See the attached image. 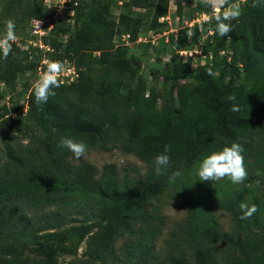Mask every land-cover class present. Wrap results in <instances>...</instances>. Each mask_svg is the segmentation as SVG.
Segmentation results:
<instances>
[{"label": "trees", "instance_id": "obj_1", "mask_svg": "<svg viewBox=\"0 0 264 264\" xmlns=\"http://www.w3.org/2000/svg\"><path fill=\"white\" fill-rule=\"evenodd\" d=\"M95 2L79 3L74 26L60 28L59 34L65 35L66 41L51 46L49 60L63 62L75 46L103 42L102 36L84 23ZM252 3L246 0L242 15L231 21V39L211 32L207 46L215 54L230 49V66L241 71L245 79L261 84L258 90H216L209 83L197 86L179 93L176 115L168 121L155 108L158 95L153 88L146 98L144 88L134 95L129 92L133 109L117 92H98L92 85H61L42 105L35 102L31 91L26 113L44 136L19 146L17 152L8 150L10 164L0 167V244L20 241L33 230L59 228L70 221V212L107 220L82 264H264V6L252 7ZM133 6L145 9L147 0H133ZM198 6L205 7L201 2ZM163 15L159 8L157 18ZM214 28L213 20L208 29ZM104 39L111 44V38ZM50 40L49 36L43 38L45 47ZM13 45L19 54L26 53ZM39 65L10 54L6 60L0 59V83ZM95 83H110L115 88L123 85L115 77ZM230 94L236 96L239 112L230 111L232 102L226 100ZM61 137L83 142L87 148L133 154L145 163L146 173L139 178L127 174L120 177L113 164L104 165L98 173L92 164L60 147ZM232 142L244 148L249 177L243 186L225 188L222 183L198 181L195 167L203 156ZM165 145L170 146L166 153L170 167L164 175L156 176L152 160L164 153ZM173 171L181 172V176L170 183L168 177ZM168 188L180 194L188 208L183 221L164 240L165 253L160 254L155 251L159 228L153 202ZM242 202L255 204L257 213L240 220ZM212 208L231 215L228 231L219 228ZM91 229V225L72 226L67 235L84 237ZM118 240L123 243L116 249ZM50 261L26 255L21 264Z\"/></svg>", "mask_w": 264, "mask_h": 264}, {"label": "rangeland", "instance_id": "obj_2", "mask_svg": "<svg viewBox=\"0 0 264 264\" xmlns=\"http://www.w3.org/2000/svg\"><path fill=\"white\" fill-rule=\"evenodd\" d=\"M245 1L232 0L241 7ZM80 2L89 3L90 0H0V35L4 31V22L14 20L18 39L13 44L26 52L24 55L19 54L12 44L10 54L22 62H38L42 66V72L44 62L53 53L51 46L57 41L62 45L65 43L67 37L59 34L60 28L67 24L74 26L75 10ZM199 2L200 0H147V8L139 9L133 6V0H96L84 23L89 24L95 34L101 35L103 42L84 43L71 49L62 63L64 67L74 66L78 78L72 85L65 83L62 87L92 85L98 92H117L129 101L131 109L134 108V103L128 95L130 91L134 95L140 88H144L146 98L153 88L158 95L155 108L165 121L176 115L179 93L193 90L197 86L209 83L216 90L224 87L258 90L261 84L245 79L241 71H235L230 66V49L215 54L207 46L211 32L208 22L203 21V16L211 15L212 10L199 7ZM61 5L63 6L60 7ZM159 8L164 11L161 18H157ZM34 19L41 21V30L35 28ZM33 30L38 33H33ZM190 31L193 33L191 37L187 35ZM124 34L131 37L132 43L129 45L121 42ZM46 36L51 38L47 47L43 42ZM104 38H111V44L108 45ZM133 49L142 50V57L130 56ZM153 57L156 64L162 66L160 69L147 63ZM209 70L215 75H209ZM39 75L37 69L17 72L0 86V167L10 164L8 150L17 152L19 146L33 144L44 136L24 110L28 107L32 84ZM113 77L122 80V87L115 88L110 83L99 86L95 83V80ZM146 77H151L150 81ZM26 156H29V152ZM81 158L92 164L98 173L107 164H113L120 177L127 174L130 178H139L147 170L145 163L136 156L118 149L104 152L87 148ZM216 182L222 183L225 188L243 186L232 184L227 179ZM153 207L157 208L156 224L159 228L155 251L164 254V240L183 221L188 205L180 194L168 188L153 202ZM212 211L219 228L228 231L232 225L231 215L214 208ZM67 215L70 221L59 228L38 232L33 230L20 241H2L0 264H21L22 257L26 255L38 260L50 259L49 264L85 262L88 259V247L96 240L107 220L88 219L70 212ZM86 225H91L92 229L84 237L67 235L70 227ZM122 243L123 240H118L116 249ZM189 264H193L192 261Z\"/></svg>", "mask_w": 264, "mask_h": 264}, {"label": "clouds", "instance_id": "obj_3", "mask_svg": "<svg viewBox=\"0 0 264 264\" xmlns=\"http://www.w3.org/2000/svg\"><path fill=\"white\" fill-rule=\"evenodd\" d=\"M66 2V0H64ZM201 4L205 7L211 8V15L205 14L203 21L211 23L215 21V28L209 29L213 34H218L220 37H228L232 32L231 21L238 19L242 15L241 5L232 0H200ZM61 5L60 7H62ZM264 6V0H253L252 7ZM51 5H49V8ZM41 21L35 19L33 24L37 30L40 29ZM4 31L0 35V59L6 60L12 52V44L17 41L18 37L15 32V21L8 19L4 22ZM200 30H203L202 24ZM189 37L193 35L190 31L187 34ZM129 55L142 57V50L133 49ZM45 68L42 70L39 77L32 84V91L34 94L35 102L38 105L46 104L50 97L55 96L54 89L59 88L62 84L59 76L64 70V65L61 61L47 60L44 62ZM147 63L155 65L157 69L162 66L156 64L155 58L147 60ZM209 75H215L211 70ZM150 81L151 77H146ZM227 101L232 102L230 107L231 112H239L240 106L235 103L236 96L230 94L226 97ZM59 146L70 151L76 159L81 158L87 151V145L83 142H78L73 138L61 137L59 139ZM170 151V146H164V153L156 155L153 160V172L156 176H162L170 167V157L166 154ZM244 148L242 144L232 142L230 146H224L218 151H213L199 161L195 167V176L201 182H216L227 179L232 184H244L248 179V171L244 164L243 156ZM257 176L261 175L258 171ZM181 176V172L173 171L168 177L170 183H175L176 179ZM259 185V181L256 182ZM245 187H251L250 184H245ZM239 209L241 210L240 220L251 218L257 213L258 208L255 204L248 205L240 203Z\"/></svg>", "mask_w": 264, "mask_h": 264}, {"label": "built area", "instance_id": "obj_4", "mask_svg": "<svg viewBox=\"0 0 264 264\" xmlns=\"http://www.w3.org/2000/svg\"><path fill=\"white\" fill-rule=\"evenodd\" d=\"M33 33H38V32L36 30H33ZM121 42L125 43L126 45H129L130 43H132L130 35L129 34L122 35L121 36ZM41 68H42L41 65H39L37 68L39 74H41ZM77 78H78V74L75 70V67L71 66V65H67L66 67H64V70L61 72V74L59 76L60 81H62L61 85L65 84V83H72ZM0 86H2V83H0ZM24 110L26 112L27 107Z\"/></svg>", "mask_w": 264, "mask_h": 264}]
</instances>
